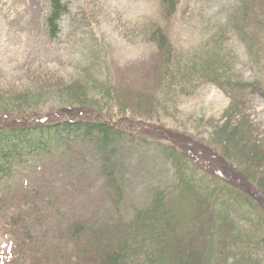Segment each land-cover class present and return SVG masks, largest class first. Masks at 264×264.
Masks as SVG:
<instances>
[{
    "label": "trees",
    "instance_id": "16d2710c",
    "mask_svg": "<svg viewBox=\"0 0 264 264\" xmlns=\"http://www.w3.org/2000/svg\"><path fill=\"white\" fill-rule=\"evenodd\" d=\"M50 2L48 25L51 36H56L68 5L63 0ZM180 2L162 0V15L175 14ZM236 12L237 25L246 28L264 13V0H241ZM254 34L249 41L257 40ZM220 37L224 40L222 32ZM152 40L165 48L166 61L156 76L165 104L183 92H196L203 83L227 90L230 103L219 117L196 121L213 128L208 136L216 151L215 161L228 167L229 175L234 172L240 182L231 175L214 173L200 154L166 146L163 153L175 168L177 200L158 188L149 204L137 208L131 219L119 217L117 202L124 188L113 159L115 147L121 141L134 143L141 125H164L162 107L155 100L132 99L110 82L75 79L66 83L56 76L45 91L34 87L16 94L0 89V203L15 201L4 188L12 189L10 180L16 169L31 156L61 153L72 140L86 141L100 150L114 215L94 212L68 219L58 230V245H46L41 253L46 256L43 264H264V216L260 213L264 207V129L257 123L256 107L249 96L254 92L264 96V85L234 75L222 52L204 50L189 59L175 55L161 27ZM38 109L46 112L41 115L36 113ZM131 118L137 122H130ZM185 208L202 213L196 220L198 228L191 229L189 224L180 228L179 215ZM32 213L33 220L17 214L1 225L12 241L3 257L6 262H32L27 254L42 247L41 234L36 235L41 232L35 233L31 222L40 226L45 213L36 208Z\"/></svg>",
    "mask_w": 264,
    "mask_h": 264
},
{
    "label": "rangeland",
    "instance_id": "374dc122",
    "mask_svg": "<svg viewBox=\"0 0 264 264\" xmlns=\"http://www.w3.org/2000/svg\"><path fill=\"white\" fill-rule=\"evenodd\" d=\"M63 1L68 12L60 19L57 35L51 36L50 0H0V89L16 94L34 87L44 90L57 76L66 83L75 79L88 83L96 80L95 84L110 82L132 99L158 101L165 124L141 125L134 143L121 141L115 147L113 159L124 188L122 199L117 202V215L131 219L137 208L149 204L158 188L169 191L177 200L173 188L175 168L163 153L166 146L200 154L214 173L232 176L239 183L233 171L230 176L229 168L215 161L216 151L208 136L213 128L196 121L201 117L211 121L218 118L230 103L227 90L203 83L196 92H183L165 104L166 97L156 82L166 61L165 48L152 39L161 27L177 56L189 59L204 50L222 52L228 56L234 75L264 85V13L243 28L234 18L241 0H181L176 13L168 16L161 13L162 0ZM252 34L256 41H249ZM249 96L256 107L257 123L264 129V96L257 92ZM45 112L38 109L36 113ZM129 121L137 122L133 118ZM10 184L12 189L6 185L4 190L15 201L0 203V264H16L3 259L12 248V241L1 225L12 215L33 220L34 208L45 213L40 226L32 221L35 233L41 232L42 247L30 250L27 256L33 261L22 264H43L46 256L41 253L46 251V245L58 242V230L68 219L94 212L114 215L100 150L86 141L72 140L61 153L31 156L16 169ZM185 209L179 215L180 228L183 230L188 224L191 229L198 228L196 220L202 213L197 208ZM260 213L264 216V207Z\"/></svg>",
    "mask_w": 264,
    "mask_h": 264
}]
</instances>
